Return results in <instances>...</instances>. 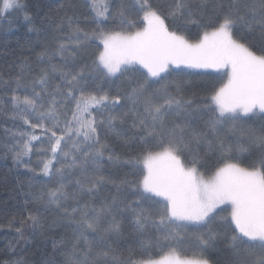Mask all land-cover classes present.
<instances>
[{"label":"snow or ice","instance_id":"obj_1","mask_svg":"<svg viewBox=\"0 0 264 264\" xmlns=\"http://www.w3.org/2000/svg\"><path fill=\"white\" fill-rule=\"evenodd\" d=\"M89 6L95 29L73 26L71 18L67 24L69 43L75 48L90 40L102 46L97 47L90 67L76 65L68 44L60 41L53 51L39 53L37 59L47 61L48 67L40 68L30 84L23 71L11 78V83L0 76V83L9 87L4 103L11 105V118H19L32 129L13 133L21 137L10 149L14 161L23 163V157L33 151V141L41 140L36 135L40 129L44 140L37 150L50 153L42 161L40 174L59 177L47 192V200L63 211L62 220L74 225L68 241L71 250L63 264H126L108 243L120 234L117 217L124 213L130 214L137 232L151 225L167 242L183 239L181 230L191 227L198 242L192 257L167 244L159 258L146 255L127 264H211L205 254L226 230H231L229 264H264V47L254 51L236 34L238 25L249 30L258 27L264 34V0H172L167 17L151 0H135L142 22L137 25L129 20L121 5L116 13L118 28L102 26L115 18L106 0H89ZM209 9L208 23L201 25L202 33L195 39L184 34L186 29L170 30L165 23L166 18H180L195 24ZM21 11L30 20L23 0H2L0 22ZM57 55L64 63H53ZM70 58L73 66L68 64ZM184 69L217 74L219 86L196 109L191 100L169 91L170 77L188 75ZM86 71L97 79L125 77L136 83L123 97L119 92L110 96L87 91L92 82ZM53 74H58L59 83ZM176 91H180L179 83ZM194 110L208 116L206 127L213 139L203 130L186 131L191 128L187 120L183 126L168 123V117L189 115ZM104 113L106 119L97 120V114ZM128 117L143 147L141 157L129 161L134 168L140 165L133 172L135 178H125L120 185L131 189L134 199L114 197L96 207L82 198L94 196L101 184L113 182L87 168L92 164L98 170L107 148L100 141L98 126L106 124L115 131L116 124H123ZM257 121L259 132L253 127ZM228 133L237 137L234 143L227 142ZM201 140H208L209 149L221 154L215 171L208 176L201 171L200 157L191 147ZM250 150L248 166L233 162V152ZM108 158L114 157L110 154ZM72 170H79L82 178L73 179ZM67 184H74V190H67ZM69 199L76 201L75 207L65 205ZM30 219L39 222L35 216ZM217 226L223 231H217Z\"/></svg>","mask_w":264,"mask_h":264},{"label":"trees","instance_id":"obj_2","mask_svg":"<svg viewBox=\"0 0 264 264\" xmlns=\"http://www.w3.org/2000/svg\"><path fill=\"white\" fill-rule=\"evenodd\" d=\"M159 6L164 16L167 17V6L172 0H151ZM215 3L216 0H211ZM26 5V14L30 20L25 19V12L12 13L7 19L0 22V76L4 81L11 83V78L16 77L23 71L24 80L31 83L32 78L42 67H48V62L41 63L37 57L41 51L47 49L53 51L58 42L63 41L68 44L69 51L75 57V64L89 67L95 58L99 41L90 40L80 48L69 43L71 29L67 20L71 18L74 25L91 31L95 29L94 13L89 6V0H23ZM114 19H109L104 27L118 28L119 12L121 5L124 6L129 20L139 25L142 21L135 7V0H106ZM2 7V0H0ZM211 16V9L204 18L197 23L186 24L183 19L166 18L165 23L170 30L186 29L185 35L195 39L202 33L201 25L208 23ZM215 19L214 17H212ZM237 36L254 51L260 52L264 47V34L259 28L249 30L241 25L237 26ZM53 63H64L60 56H55ZM69 66H73V60H68ZM188 75L170 77L169 91L173 95H179L192 101V108L203 104L214 87H218L215 79L216 73L213 71L183 70ZM86 78L92 82L87 87V91L107 92L110 96L117 92L123 97L136 83L135 79L125 77L97 79L95 74L89 75L86 71ZM53 79L59 83L58 74H53ZM176 83L180 84V91H176ZM14 86V85H13ZM156 87H159L157 85ZM39 90V88H37ZM24 90L21 89V93ZM30 91V89H29ZM8 84L0 83V264H63L64 256L70 252L71 229L74 225H69L66 220H62L64 215L62 210H58L56 205L48 203L47 192L56 185L59 177H46L40 174L42 161L50 156V153L38 151L41 148V141L44 140L42 130L36 129V135L41 136V140L33 141L34 149L29 155L23 157V163L19 165L13 159V152L10 149L20 136L13 133L32 129L27 128L19 118H11V105L4 103L8 99ZM163 103V99L160 100ZM125 101L122 99L121 104ZM117 106L116 111H119ZM97 113L96 109H92ZM107 113L97 114V120L106 119ZM207 115L200 111H192L189 115L168 117V123L173 122L184 125L185 120L191 124V131L208 132L206 127ZM132 118L125 119L123 124L117 123L116 130H110L106 125L98 126V135L101 143L107 145L104 156L100 160V168L97 170L92 164L87 165L89 172L98 171L101 175L113 182L103 183L99 186L94 196H85L82 199L88 200L91 204L99 207L106 200L111 202L114 197L134 199V194L126 185L120 182L127 179H134L133 172L140 165L134 168V161L141 157L142 144L139 140V132L132 128ZM253 127L260 131V122H256ZM208 139L213 136L208 132ZM237 137L228 133L226 140L234 143ZM243 142V138H242ZM47 147L46 142L43 145ZM193 153L200 157L202 165L201 171L206 176L211 175L221 159V154L216 149H209L208 140H201L192 144ZM251 151H235L232 153L236 159L235 163L241 166H248L251 163ZM113 159L109 160V155ZM186 155H188L186 153ZM118 157V159H116ZM191 159V156H189ZM27 164V167H25ZM59 167V164H55ZM29 169H32L30 171ZM68 171V170H66ZM73 179L82 178L79 170H72ZM119 185V190L118 186ZM67 190H74V184H67ZM69 208L76 206V201L71 199L64 201ZM38 218V223L34 224L30 217ZM120 223V234L113 236L108 243L115 249L116 255L123 261H135L147 256L159 258L162 254V246L171 244L182 254L192 257L197 250V240L194 229L191 227L182 229L183 239L163 241L161 232L151 225L147 226L144 232H137L129 213L118 214ZM19 229V231H18ZM217 231H223L216 227ZM231 230L223 231L216 242V246L210 249L205 255L210 259L211 264H229L232 258V251L229 246ZM160 240L159 245L157 240ZM64 244H61V241ZM151 242V246L149 245ZM63 249V251H61ZM166 251V247H164Z\"/></svg>","mask_w":264,"mask_h":264},{"label":"rangeland","instance_id":"obj_3","mask_svg":"<svg viewBox=\"0 0 264 264\" xmlns=\"http://www.w3.org/2000/svg\"><path fill=\"white\" fill-rule=\"evenodd\" d=\"M186 70L205 71V70H203V69H186ZM208 71H212V70H208Z\"/></svg>","mask_w":264,"mask_h":264}]
</instances>
